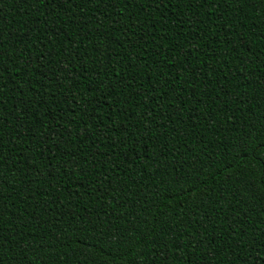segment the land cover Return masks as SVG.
Segmentation results:
<instances>
[{"label": "trees", "instance_id": "trees-1", "mask_svg": "<svg viewBox=\"0 0 264 264\" xmlns=\"http://www.w3.org/2000/svg\"><path fill=\"white\" fill-rule=\"evenodd\" d=\"M0 39L4 264L264 261V0H0Z\"/></svg>", "mask_w": 264, "mask_h": 264}, {"label": "snow or ice", "instance_id": "snow-or-ice-1", "mask_svg": "<svg viewBox=\"0 0 264 264\" xmlns=\"http://www.w3.org/2000/svg\"><path fill=\"white\" fill-rule=\"evenodd\" d=\"M33 2L35 3H39V0H33ZM69 2H71V0H69ZM78 2L81 3H92V4H96L98 6L100 5H105L107 4L110 7H115V0H78ZM191 2V0H190ZM197 4H204V5H208V6H212L215 5L216 3L220 2V0H196ZM60 3H62V0H47V4L49 7L53 6V5H59ZM4 42L2 39H0V80L3 79V74L5 72V67H4V63H3V59H4V53L2 50H4ZM173 51L175 49H172ZM69 65L67 64V62L65 63V68H67ZM66 79H71V76H67L65 77ZM2 85H0V112H2L4 110V103H3V92H2ZM91 112H95V108H92L90 110ZM177 111H179V109H177ZM89 118H90V114H89ZM5 118L3 115H0V121H3ZM101 124H103V121L100 122ZM113 124H115V121L112 122ZM95 127L97 128L98 131H102V129H100V125H95ZM5 129H6V125L4 124H0V157L3 156V143H4V134H5ZM139 130V129H137ZM149 131L151 132L152 129H149ZM103 142V144H109L108 141V137L107 136H103V135H97V143L100 144V142ZM247 146H248V140L246 137H242L238 143V145H236V147H238L240 149V151H245L247 150ZM110 149L115 148V144H110L109 145ZM261 150H264V142H262L261 144H259L256 149L254 150V154L255 152H260ZM97 155H99V153H97ZM262 164H264V160L261 161ZM6 166V162L3 161L2 159H0V167ZM54 178V177H53ZM181 181H185L187 182V178L184 176H181L179 174H177L176 177V182L179 183ZM192 190V189H189ZM0 198H2V190H0ZM4 207H6V205H4ZM2 215V214H0ZM101 236L106 235L105 233H101ZM108 243L112 244L113 241L111 238L108 239ZM240 243L241 242H236L235 243V247H240ZM243 243L247 244V241H244ZM125 245V237L121 234L116 236V247L115 250L117 253H121L120 255L116 256L114 259L115 260H124L125 257H130L131 256V251L130 249L128 251H123L122 252V248L121 246ZM194 246V245H193ZM230 247H232V245H230ZM264 247V246H262ZM256 249L253 248V251H255ZM0 253H2V243H0ZM0 264H4V260L2 258H0ZM125 264H135V260H125ZM261 264H264V261H261Z\"/></svg>", "mask_w": 264, "mask_h": 264}]
</instances>
